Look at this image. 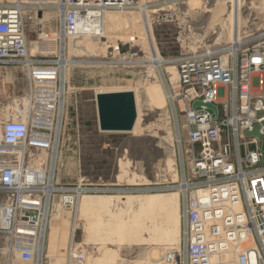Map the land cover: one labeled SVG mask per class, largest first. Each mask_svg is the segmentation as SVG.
I'll return each instance as SVG.
<instances>
[{"label": "built area", "instance_id": "2783aa9c", "mask_svg": "<svg viewBox=\"0 0 264 264\" xmlns=\"http://www.w3.org/2000/svg\"><path fill=\"white\" fill-rule=\"evenodd\" d=\"M137 3L0 1V67L21 68L26 81L17 108L0 120V236L6 264H37L42 258L55 196L63 209H72L83 195L109 190L93 183L56 182L64 75L70 65L64 46L69 36H100L85 22L97 25L102 12L135 10ZM48 8L59 12L57 35L48 39L43 34L37 43L40 49L56 47V52L32 54L27 20ZM238 43L174 60L178 77L168 94L173 108L178 101L184 105L190 162L185 168L180 161V183L167 187L179 188L183 196L182 243L161 264H264V36ZM122 58L116 46L109 62L121 64ZM255 128L259 138L246 135ZM232 244L240 250L225 258L222 253Z\"/></svg>", "mask_w": 264, "mask_h": 264}, {"label": "rangeland", "instance_id": "374dc122", "mask_svg": "<svg viewBox=\"0 0 264 264\" xmlns=\"http://www.w3.org/2000/svg\"><path fill=\"white\" fill-rule=\"evenodd\" d=\"M137 2V6L140 5V0ZM146 5L150 16V37L157 54L168 61L163 68L168 65L176 67L174 60L183 53L235 45L231 40V30H234L231 18L234 20L237 13L239 30H234V34L237 38L236 33H239L238 44L255 35L264 36V0H147ZM130 11L134 12L126 13L128 18L138 15L139 6ZM45 12H48L45 19H40L39 13V19L27 20L29 51L53 56L56 47L40 49L37 43L43 34L58 31L56 9L48 8ZM132 31L134 37L130 41L100 35L88 47L75 37L70 45L66 39V56L82 64L69 65L65 78L68 96L65 107H70V112L68 123L64 119L63 143L59 144L56 160V182L63 185L93 183L109 190L86 195L97 196L93 199H82V202L92 200L96 205L91 208L88 202L86 212L80 205L72 244L68 232L73 226L75 209H63L59 204L60 197L56 196L53 202L56 201L58 206V213L54 216L58 236L49 240L55 250L53 254L45 249V264H51V261L66 264L71 254L78 256L72 258V264H161L170 250L181 246L183 196L179 188L170 190L167 187L180 183V161L184 162L185 168L190 162L184 105L178 101L171 111L169 97L160 88L156 70L152 64L147 66L146 62L151 60L147 42L138 30ZM76 43L80 46L77 47ZM116 46L123 56L121 64L109 62ZM176 80L174 76L173 86ZM166 84L172 89L169 81ZM25 89L21 68L0 67V110L13 102L18 106ZM117 90H132L136 94L137 127L131 132L99 129L95 94L97 91ZM2 117L3 112H0V119ZM178 134L182 157L177 149ZM152 188L155 190H149ZM177 192L179 214L170 217L165 214L161 202L165 195L169 197ZM154 194L156 198L151 197ZM178 215L180 236L168 246L167 231H171L169 225ZM3 247L5 239L0 236V264H6Z\"/></svg>", "mask_w": 264, "mask_h": 264}, {"label": "bare ground", "instance_id": "6f19581e", "mask_svg": "<svg viewBox=\"0 0 264 264\" xmlns=\"http://www.w3.org/2000/svg\"><path fill=\"white\" fill-rule=\"evenodd\" d=\"M146 2H147V0H140V3H139L140 4L139 5V11H138V15H136V16H133V17L128 18L125 15L126 13H130V12H134V11H125V10L104 11V12H102L103 13L102 14V17L100 16V21H99V23L97 25L90 24L88 22H85L84 24H85V27L97 29V31H99V33H98L99 35H109L107 37L110 38V39H112V40H125L126 42L127 41H130L131 39H133L134 36H133V31L132 30H134V31L138 30L139 31L138 34L139 35L142 34V36L145 38V41L147 42L148 48L150 50V53L149 54L151 56V60H150V57H149L148 60H150V61H149V63L146 62L147 63V66H148V64H152L153 68L156 70V73L158 75V78L160 79V88L164 92V94H166V96L168 98L169 97V94H168V87H167L166 81H169V84L172 85V83H173V77L175 76V78H177L178 77V74H177L176 68L173 65H168L165 68H163V65L167 64L168 61L165 60V59H163V58H161L157 54V51L155 49L154 43L152 41V38L150 37V33H151L150 32V28H149L150 27V18H149L150 16H149V11L147 10L148 7L146 5ZM47 13L48 12L42 13L40 19H42V18L45 19L47 17ZM56 14H59V12L57 11ZM55 17H56V15H55ZM231 20L233 21L232 22L233 23L232 28L238 32V30H239V25H238V23H239V14L237 13V17L234 16V20H233V17L231 18ZM139 22H140V24H139ZM140 30H142V31L140 32ZM234 30L233 31L231 30V40H234L235 43H236L237 41L240 40V38H239V33H236L237 34V38H236V35L234 34L235 33ZM46 35H47V38L48 39H53V38H55V36L57 35V33L54 32L52 34H46ZM97 38L81 37V38H77V39H79L80 41L83 40L84 41V45L88 47L89 43H90V45H92L91 43H94V41ZM72 39H73L72 36H69L68 37L69 45H70V42H72ZM76 46H77V43H76ZM79 46L80 45H78L77 47H79ZM69 50H70V48H69ZM80 51L82 52V50H80ZM143 63H141V64H143ZM69 64L70 65H79V64H82V63H81V61H72V60H70ZM98 64H101V63H98ZM138 64H140V63H138ZM145 65L146 64H143V66H145ZM175 70H176V73H175ZM151 71H152V69H151ZM64 76H65V78L67 77V71L65 72V75ZM166 77H167V79H166ZM117 91H124V90H117ZM105 92H111V91H101V92L97 91L96 94H98V93H105ZM133 93H134V91H133ZM134 97H135V102H136V94L135 93H134ZM169 101H170V98H169ZM136 104L137 103H135V107H136ZM170 106H171V111H174L171 104H170ZM16 108H17V103H14L13 102V105L12 104H6V106L2 107L1 110H0V112H3V117L1 119L5 118L9 114H11L14 111V109H16ZM69 112H70V107H65L64 108V111H63V124L65 122L64 121L65 118H66V123H68ZM136 118H137V113H136ZM175 126H176V121H175ZM136 127H137V121H135V124H134V127H133L132 130H135ZM62 130H63V125H62ZM62 130H61V135H62ZM184 141H185V139H184ZM61 143H63V142L61 141ZM177 149H178V147H177ZM57 171L58 170H56V172ZM57 181H58V179H57ZM124 190H121V191H124ZM118 192H119V190H118ZM86 195H88V194L83 195L78 200L77 204H75V207H74V209H75V212L74 213L75 214H74V217L72 216L74 218L72 220L73 226H72V229L69 230V232H68V240H69V243L70 244H72V242H73V235H74L75 228H76V224H77L78 210L80 208V205H82L81 206L82 207V210L85 211V212H86V210L88 208V206H87L88 205V202H90L91 208L94 207V205H96V204H93L92 200H90L88 202H85V201L82 202V199H84L86 197L92 198V199H93V197H97V196H86ZM155 195L156 194H154V196H151V197L152 198H156L157 196H155ZM178 195H179V192L174 193V194L172 193V194L169 195V197L165 195L166 198H164L163 201L161 202L162 209L164 210L165 214H167L170 217H174L175 215L179 214V212H178L179 211V206L177 204V202H178ZM56 198L57 197L55 196L53 198V200H55ZM52 205H53L54 208H53V210L51 212V217H50V220H49L50 221L49 222V225H51V226L49 227V230H48V233H47V236H46V238L47 237L48 238H47V240L45 242V249H47L46 251L47 252H51V253H53L54 252L53 250H55V249H54V246L52 247V245H51V243H50L49 240H50V238H54V237L58 236L55 233V230L58 233V229H59V228H57V225L54 222V216L56 217V214L58 213L57 212L58 206L56 204V201H54L52 203ZM234 208L237 209V208H239V206L238 205L237 206H234ZM79 218H80V216H79ZM179 225H181V224L179 223V215H178V217L175 218L174 222H172L169 225V226H171V231H167L168 236H167L166 244L168 246H172L173 243L176 240L178 241V239L176 238V236L178 238L180 236L178 234V230H177L179 228ZM58 242H60V240ZM130 242L131 241H129V243ZM175 249H176V247L174 248V251H175ZM236 250L239 251L240 250V246H237L236 244L235 245L232 244L231 247L228 249V251L227 252H223L222 254L224 255L225 258H231V257H234L235 256L234 254H235ZM174 251L173 250L172 251L170 250L169 253H168L169 256L171 255V252H174ZM44 254H45V251H44ZM44 254L42 255V258H40L38 260V263L37 264H45V255ZM75 255L76 254H74V256ZM169 256H167V257H169ZM56 257H58V256H56ZM213 257H214V259H216V258L219 257V254H216ZM72 258H73L72 254L70 256H68L67 257L66 264H72V260H73ZM77 258H78V256H77ZM54 261H55V259H54ZM51 264H56V262L51 261Z\"/></svg>", "mask_w": 264, "mask_h": 264}, {"label": "water", "instance_id": "95a60500", "mask_svg": "<svg viewBox=\"0 0 264 264\" xmlns=\"http://www.w3.org/2000/svg\"><path fill=\"white\" fill-rule=\"evenodd\" d=\"M40 16V14H39ZM98 126L101 131L131 132L136 121L135 97L131 90L111 91L95 95ZM198 103H194V106ZM216 112L214 105H208ZM246 135H256L257 128Z\"/></svg>", "mask_w": 264, "mask_h": 264}]
</instances>
